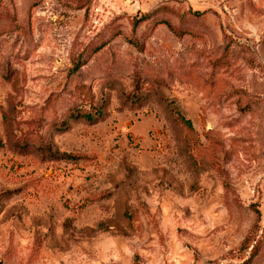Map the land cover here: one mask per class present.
Returning <instances> with one entry per match:
<instances>
[{
    "label": "rangeland",
    "instance_id": "obj_1",
    "mask_svg": "<svg viewBox=\"0 0 264 264\" xmlns=\"http://www.w3.org/2000/svg\"><path fill=\"white\" fill-rule=\"evenodd\" d=\"M243 262L264 0H0V264Z\"/></svg>",
    "mask_w": 264,
    "mask_h": 264
},
{
    "label": "trees",
    "instance_id": "obj_2",
    "mask_svg": "<svg viewBox=\"0 0 264 264\" xmlns=\"http://www.w3.org/2000/svg\"><path fill=\"white\" fill-rule=\"evenodd\" d=\"M177 117L179 118V120L181 121V123L185 126V128L189 131V132H193L191 123L188 119H185L181 114H179L178 112L176 113ZM90 118V117H88ZM247 262H243L241 264H246Z\"/></svg>",
    "mask_w": 264,
    "mask_h": 264
}]
</instances>
